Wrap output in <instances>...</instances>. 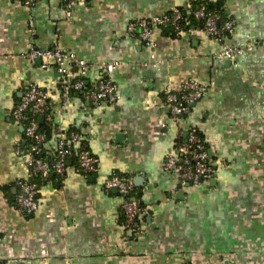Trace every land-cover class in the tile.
<instances>
[{
    "label": "crops",
    "instance_id": "0c3cea01",
    "mask_svg": "<svg viewBox=\"0 0 264 264\" xmlns=\"http://www.w3.org/2000/svg\"><path fill=\"white\" fill-rule=\"evenodd\" d=\"M200 4L232 18L234 32L219 41L200 27L174 34L158 25L154 46L129 34L132 22ZM225 44L242 52L221 59ZM31 46H59L83 59L87 93L103 65L119 61L108 75L117 101L94 105L73 92L81 68L70 63L63 74L54 60L32 61ZM192 79L208 90L177 120L166 91ZM30 83L49 94L44 152L78 130L99 163L85 174L70 159L64 176L42 183L28 215L13 201L16 180L29 170L15 152L24 136L11 109ZM192 127L208 144L214 176L183 185L163 166ZM114 173L135 182L140 233L124 226V196L105 187ZM0 262L264 264V0H87L71 16L61 0H0Z\"/></svg>",
    "mask_w": 264,
    "mask_h": 264
},
{
    "label": "built area",
    "instance_id": "2783aa9c",
    "mask_svg": "<svg viewBox=\"0 0 264 264\" xmlns=\"http://www.w3.org/2000/svg\"><path fill=\"white\" fill-rule=\"evenodd\" d=\"M24 1L31 6L37 0ZM61 1L68 16L73 14L77 5H84L87 2V0ZM195 17L203 22L202 29L219 41H223L235 30V21L232 18L222 17L220 13L210 10L206 5H201L195 11ZM183 19H185L184 12L180 8H175L160 16L155 15L132 22L129 24L128 30L130 36L137 37L146 45L154 46L155 42L152 37L154 26L173 25L179 28L180 21ZM33 24L31 21L29 32L34 36ZM241 52L242 48L225 44L218 56L221 59L233 60ZM26 57L32 61L41 59L44 65H48L49 61L54 59L59 71L63 74L68 71V64H77L81 68L82 74L74 83L73 90L83 92L94 105L103 102L114 103L118 99L116 85L108 78V75L120 64L119 61L103 65V78L94 90L87 93L83 80L86 72L85 61L74 52L65 51L59 46L48 49L31 46ZM152 59L156 64L158 60L154 53H152ZM207 90V86L194 79L186 81L180 90L168 88L165 100L173 117L178 120L188 113L191 106L200 100ZM65 93L66 95L70 94V90L67 89ZM49 110V94L37 83H30L21 99L11 109L13 119L23 128L24 141H26V145L20 143L15 149L23 165L29 170L27 178L16 180L18 188L16 208L23 214H33L38 208L40 187L37 181L33 180L34 177L38 176L44 179L50 177L52 173H56L59 177L64 176L70 158L75 159V165L82 173L90 174L98 170L99 161L86 146L84 134L78 130H72L65 134L59 131L61 134L58 137L55 150L52 153H45L47 157H43V144L48 137L40 128L39 117L46 115ZM163 168L166 172L175 174L183 185L197 184L214 176L208 144L197 128L189 129L186 139L176 145L173 153L167 155ZM105 187L108 190L116 189L124 196L122 205L124 226L128 231L140 233L139 215L142 205L135 194L136 185L133 178L114 173L106 180ZM0 264L5 263L0 262Z\"/></svg>",
    "mask_w": 264,
    "mask_h": 264
},
{
    "label": "trees",
    "instance_id": "16d2710c",
    "mask_svg": "<svg viewBox=\"0 0 264 264\" xmlns=\"http://www.w3.org/2000/svg\"><path fill=\"white\" fill-rule=\"evenodd\" d=\"M200 6H201V4H200L199 6H197V7H195V8H194L193 10H191L190 12L187 11V10H185V9H181V8H180V9L184 12V15H185V19H183L182 21H180V27L177 28V27H175V26H173V25H166V26H168L169 28H171V29L173 30L174 34H175V33H176V34H177V33H180V32L183 31L184 29L191 28L192 26H196V27H200V28H202V27H203V22L195 17V11H196ZM206 6H207L210 10H212V11H216V12L220 13V14L222 15V17L224 16L220 11L216 10L215 7L212 6L211 4H210V5H206ZM225 18H226V17H225ZM187 20H188V21H187ZM72 90H73V89H72ZM73 92H77V91L73 90ZM40 128H41L42 131H44V132L47 134V137H51V136H52V128H51L50 124H48V123H41V124H40ZM200 134H201V133H200ZM23 136H24V134H23ZM201 136H202V134H201ZM202 137H203V136H202ZM22 145H26V141H23V142H22ZM43 150H44V149H43ZM43 157H47V155L45 154L44 151H43ZM49 159H50V158H49ZM70 159H71L74 163L76 162L74 158H70ZM70 159H69V160H70ZM121 175H122V174H121ZM55 176H57V174H56V173H52L51 176L48 177V178H52V177H55ZM48 178H44V179H42L41 177L36 176V177L33 178V180L37 181V183H38V185H39V187H40V186L42 185V183H43L45 180H47ZM16 196H17V194L13 196V197H14L13 201H15ZM14 204H15V203H14Z\"/></svg>",
    "mask_w": 264,
    "mask_h": 264
},
{
    "label": "water",
    "instance_id": "95a60500",
    "mask_svg": "<svg viewBox=\"0 0 264 264\" xmlns=\"http://www.w3.org/2000/svg\"><path fill=\"white\" fill-rule=\"evenodd\" d=\"M51 60H54V59H51ZM37 61H38V63H42V60H41V59H39V60H37ZM54 61H55V60H54ZM228 61H230V60H228ZM43 119H44V116H40V117H39V121H40V123H42ZM21 128H22V127H21ZM22 131H23V128H22ZM114 191L117 192L116 189H115Z\"/></svg>",
    "mask_w": 264,
    "mask_h": 264
}]
</instances>
